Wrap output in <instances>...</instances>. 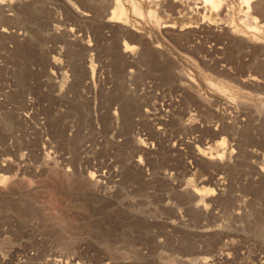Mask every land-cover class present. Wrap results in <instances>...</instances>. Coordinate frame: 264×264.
Masks as SVG:
<instances>
[{
	"label": "rangeland",
	"instance_id": "1",
	"mask_svg": "<svg viewBox=\"0 0 264 264\" xmlns=\"http://www.w3.org/2000/svg\"><path fill=\"white\" fill-rule=\"evenodd\" d=\"M119 2L0 0V264H264V0Z\"/></svg>",
	"mask_w": 264,
	"mask_h": 264
},
{
	"label": "bare ground",
	"instance_id": "2",
	"mask_svg": "<svg viewBox=\"0 0 264 264\" xmlns=\"http://www.w3.org/2000/svg\"><path fill=\"white\" fill-rule=\"evenodd\" d=\"M119 3H120L119 0H117V6H120ZM136 3H137V2H136ZM120 4H121V3H120ZM247 4H248L247 7H246L247 10H252V9H251L252 7H251V5H250L251 3H247ZM122 6H123V5H121L120 7H117V10H116L115 13H114V17H115V15H116V12H117V11H118V15H119V14L122 15V13H123V11H124V9H123ZM136 6L138 7V5H136ZM252 6H253V5H252ZM137 9H138V8H137ZM77 10H78V9H77ZM121 17H122V16H121ZM126 47H127V50L132 48V47L130 48L128 45H127ZM125 49H126V48H125ZM91 176H92V175H91ZM2 177H3V175H2ZM91 178H94V176H92ZM211 192H212V190H211ZM196 193H197L199 196L202 195V194L199 193L198 191H196ZM207 194H208V193H207ZM211 194H213V193H210V195H211ZM210 195L208 194V196H210ZM203 196H204V195H203ZM203 196H202V197H203ZM206 196H207V195H206ZM54 225H57V224H55V223L52 222V221L50 222V220H48V221L46 220V226H49V227L52 228V227H54Z\"/></svg>",
	"mask_w": 264,
	"mask_h": 264
}]
</instances>
